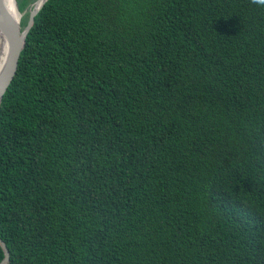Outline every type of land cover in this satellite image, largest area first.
Segmentation results:
<instances>
[{"label": "trees", "instance_id": "obj_1", "mask_svg": "<svg viewBox=\"0 0 264 264\" xmlns=\"http://www.w3.org/2000/svg\"><path fill=\"white\" fill-rule=\"evenodd\" d=\"M0 237L8 264H264V6L48 0L0 105Z\"/></svg>", "mask_w": 264, "mask_h": 264}, {"label": "water", "instance_id": "obj_2", "mask_svg": "<svg viewBox=\"0 0 264 264\" xmlns=\"http://www.w3.org/2000/svg\"><path fill=\"white\" fill-rule=\"evenodd\" d=\"M47 1L37 0L35 2L30 11L28 23L23 27L22 19L25 11L20 10L18 0H14L12 7H9L6 0H0V45L5 42L8 47L6 60L0 69V105L18 70L21 53L26 46L27 37L34 25L35 17ZM0 245L5 252V257L0 264H8L10 251L1 237Z\"/></svg>", "mask_w": 264, "mask_h": 264}, {"label": "bare ground", "instance_id": "obj_3", "mask_svg": "<svg viewBox=\"0 0 264 264\" xmlns=\"http://www.w3.org/2000/svg\"><path fill=\"white\" fill-rule=\"evenodd\" d=\"M6 1H7V4L9 5V7L13 6L14 0H6ZM7 54H8V47H7V44L5 42H3L0 45V69L2 68L3 63L6 60Z\"/></svg>", "mask_w": 264, "mask_h": 264}, {"label": "rangeland", "instance_id": "obj_4", "mask_svg": "<svg viewBox=\"0 0 264 264\" xmlns=\"http://www.w3.org/2000/svg\"><path fill=\"white\" fill-rule=\"evenodd\" d=\"M36 1H37V0L32 1V2L26 7V9L24 10L25 13H24V15H23V19H22V20H25V19H27V21L29 20L30 11H31V9L34 7V4H35Z\"/></svg>", "mask_w": 264, "mask_h": 264}, {"label": "clouds", "instance_id": "obj_5", "mask_svg": "<svg viewBox=\"0 0 264 264\" xmlns=\"http://www.w3.org/2000/svg\"><path fill=\"white\" fill-rule=\"evenodd\" d=\"M251 2L259 6H264V0H251Z\"/></svg>", "mask_w": 264, "mask_h": 264}]
</instances>
